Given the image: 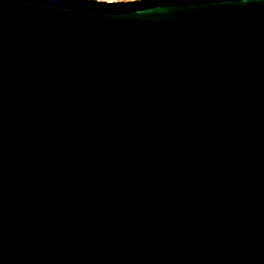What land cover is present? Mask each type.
<instances>
[{
	"label": "water",
	"instance_id": "water-1",
	"mask_svg": "<svg viewBox=\"0 0 264 264\" xmlns=\"http://www.w3.org/2000/svg\"><path fill=\"white\" fill-rule=\"evenodd\" d=\"M0 264H264V0H0Z\"/></svg>",
	"mask_w": 264,
	"mask_h": 264
},
{
	"label": "rangeland",
	"instance_id": "rangeland-1",
	"mask_svg": "<svg viewBox=\"0 0 264 264\" xmlns=\"http://www.w3.org/2000/svg\"><path fill=\"white\" fill-rule=\"evenodd\" d=\"M56 3L72 4L83 7H92L97 10L107 11L110 9L134 8L141 5H152L160 2H183L181 0H46ZM210 2V1H209Z\"/></svg>",
	"mask_w": 264,
	"mask_h": 264
},
{
	"label": "bare ground",
	"instance_id": "bare-ground-1",
	"mask_svg": "<svg viewBox=\"0 0 264 264\" xmlns=\"http://www.w3.org/2000/svg\"><path fill=\"white\" fill-rule=\"evenodd\" d=\"M183 2H192V3H200V2H209V1H213L216 3H238V2H244V0H181ZM252 1V0H250ZM256 1V0H254Z\"/></svg>",
	"mask_w": 264,
	"mask_h": 264
}]
</instances>
